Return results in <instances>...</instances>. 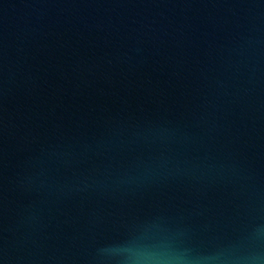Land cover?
Wrapping results in <instances>:
<instances>
[{
	"label": "water",
	"instance_id": "1",
	"mask_svg": "<svg viewBox=\"0 0 264 264\" xmlns=\"http://www.w3.org/2000/svg\"><path fill=\"white\" fill-rule=\"evenodd\" d=\"M0 264H264V0H0Z\"/></svg>",
	"mask_w": 264,
	"mask_h": 264
}]
</instances>
